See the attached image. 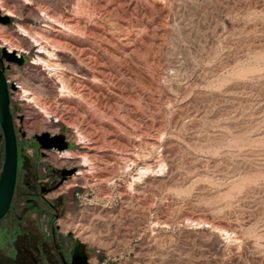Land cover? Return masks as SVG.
<instances>
[{
    "label": "rangeland",
    "instance_id": "374dc122",
    "mask_svg": "<svg viewBox=\"0 0 264 264\" xmlns=\"http://www.w3.org/2000/svg\"><path fill=\"white\" fill-rule=\"evenodd\" d=\"M50 1L36 4L39 13ZM74 1L69 16L94 32L84 54L77 40L71 47L94 85L78 96L59 69L67 89L41 101L49 129L30 131L38 118L19 78L40 47L15 52L27 59L20 65L3 58L0 40V65L16 86L19 155L14 199L0 219V264L15 262L11 251L27 232L44 235L47 217L59 216L62 232L82 240L74 226H88L91 213L100 218L95 240H85L90 264H264V0ZM9 17L0 25L37 29L48 20ZM77 130L84 139L71 137ZM44 132L66 135L91 163L60 165L63 151L35 139ZM4 158L0 125V177ZM66 169L76 172L65 182L77 184L42 196L40 183L56 185Z\"/></svg>",
    "mask_w": 264,
    "mask_h": 264
},
{
    "label": "bare ground",
    "instance_id": "6f19581e",
    "mask_svg": "<svg viewBox=\"0 0 264 264\" xmlns=\"http://www.w3.org/2000/svg\"><path fill=\"white\" fill-rule=\"evenodd\" d=\"M40 1L48 2V0H12V2L14 3L13 4L14 8H12L9 4H6L4 3L3 0H0L2 16H16V14L22 16L24 14H28V15H31L37 18V20L43 19V16L45 17V15L48 16V18H46L48 19L46 20L47 23L44 25V27L46 28L35 29L31 26H24L22 24H19L16 29H12L5 25H0V40H2L5 44L3 45V47L8 46L9 52L18 51L19 53L24 54L25 56L29 52V50H31V47L33 46V44H36L40 47V49L36 51L37 57L35 58L34 61H32L30 67H27L26 71L19 75V78L21 79L20 87L23 89L24 95L26 96L25 106L28 108V111L30 112L31 115H36L38 118L37 122H33V125L30 126L31 132L34 131L36 128L37 130L39 129V131L42 129L50 128V125L48 124V120H47V115L49 114V112L46 110L45 106H42L41 101L42 102L45 101L47 95L51 97H55L57 95V91L64 92L67 89L66 87L67 78H65L66 75L63 72L57 73L59 69L66 71L68 74L72 76L76 84V88H77L76 93L78 96L80 95L82 91L91 87V85L93 84V78H92L93 76L90 72V69L84 64L83 59L78 60L77 53L73 51V44L71 47V42L77 40L79 47H76V49L78 48L79 54H84L87 51V49H89L88 48L89 46L87 45V43L91 41L92 34L94 32L93 27L91 28L89 25L82 23L83 21H81L79 17L78 19L77 16H76V19L73 16H69L68 12L71 11V9L73 8L72 7L73 3L74 4L76 3V1L74 0H53V1H50L49 5H47L46 4L47 2H46L45 4L47 6L45 5L46 6L45 13H41V12L39 13L40 9L36 7V4H38ZM64 6L66 7L64 8ZM162 6L163 7L161 11H163V15L165 17H169L168 15L170 12L169 10L170 5L166 6L162 4ZM69 7H72V8L69 10L68 9ZM66 12L68 13V15ZM50 13H53V14H50ZM72 28H80L82 30L81 33L83 32V35L80 38H76V36H74L75 34L73 33ZM77 34L79 35V33ZM103 46L105 47V45ZM96 49L98 48L96 47ZM115 58L117 57L115 56ZM46 70H48L49 72L47 73ZM121 79L122 78H120L119 80ZM150 84L154 88L158 87L157 82L153 80H150ZM70 91L72 92V90ZM43 113H46V115H43ZM71 137L76 140L85 138L84 134H82V132L79 130L73 132ZM92 140L95 141L94 139H91V140L89 139L87 143L92 144L91 142ZM84 142L86 141L84 140ZM95 142H97V140ZM88 149H92L91 145L88 146ZM91 155L85 152L80 153V152H75V151H72L71 149H68L66 151H63L62 153L61 152L58 153L56 157L60 159L59 160L60 165L77 166L81 164L82 165L90 164L91 160H89V156ZM78 174H83V173L82 171H80ZM76 184H77V179L76 177H73L71 180L66 181L61 187L52 191L51 194L55 196L59 194L61 191H63L64 189L72 185H76ZM91 216L92 217L90 219V223L88 226H86L85 224H81V223H78L74 226V229L77 230L76 235L81 237L82 241L84 242L85 240H91V241L95 240V234L93 231L94 228L92 227L93 226L92 224L95 220H98L100 217H98L94 213H91Z\"/></svg>",
    "mask_w": 264,
    "mask_h": 264
},
{
    "label": "water",
    "instance_id": "95a60500",
    "mask_svg": "<svg viewBox=\"0 0 264 264\" xmlns=\"http://www.w3.org/2000/svg\"><path fill=\"white\" fill-rule=\"evenodd\" d=\"M9 16L0 14V22L4 24L10 23ZM3 58L8 61H16L20 65L24 64L27 59L25 57L18 58L15 52H9L7 48H3ZM16 88L15 84H10L5 74V68L0 65V125L3 130L5 139V158L0 177V219H2L10 210L18 179V134L15 126L14 115L11 109V89ZM25 135V133H23ZM41 149H57L66 151L69 149V138L64 134H50L44 132L35 135ZM76 169L62 170L61 179L57 185L46 187V182L40 183V193L42 196L59 188L65 180H67ZM72 235V234H70ZM86 243L79 238L76 239L72 264H89V255L86 252Z\"/></svg>",
    "mask_w": 264,
    "mask_h": 264
},
{
    "label": "flooded vegetation",
    "instance_id": "af4514ba",
    "mask_svg": "<svg viewBox=\"0 0 264 264\" xmlns=\"http://www.w3.org/2000/svg\"><path fill=\"white\" fill-rule=\"evenodd\" d=\"M53 186L55 185H48L46 182L47 188ZM58 218L57 215L54 218L47 217L46 221L40 224L45 232L40 237L27 232V235L14 245L11 252L15 253V262L11 264H72L77 237L73 232L63 233L60 224L56 222ZM86 252L90 264L91 252L88 246Z\"/></svg>",
    "mask_w": 264,
    "mask_h": 264
},
{
    "label": "built area",
    "instance_id": "2783aa9c",
    "mask_svg": "<svg viewBox=\"0 0 264 264\" xmlns=\"http://www.w3.org/2000/svg\"><path fill=\"white\" fill-rule=\"evenodd\" d=\"M59 223V222H58ZM60 224V223H59Z\"/></svg>",
    "mask_w": 264,
    "mask_h": 264
}]
</instances>
